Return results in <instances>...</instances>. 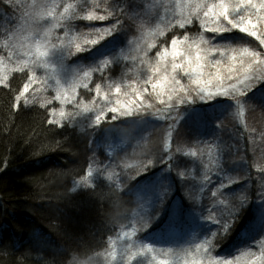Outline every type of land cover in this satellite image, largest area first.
<instances>
[{"label": "trees", "instance_id": "16d2710c", "mask_svg": "<svg viewBox=\"0 0 264 264\" xmlns=\"http://www.w3.org/2000/svg\"><path fill=\"white\" fill-rule=\"evenodd\" d=\"M33 1L0 0V57H5L8 77L7 86L0 85V264H73L74 260L80 264L89 258L94 262L110 250V237L116 238L132 221L137 229L134 240L159 241L156 247L174 250L194 247L205 238L212 239L217 219L232 221L227 216L229 209H239L238 216L229 234L221 240L215 238L212 255L239 257V264H246L252 253L264 251V81L249 92L243 116L236 115L228 97L181 105L169 115L168 98H160L166 102L162 104L160 96L152 89L143 92L141 85L139 103L143 106L132 117L111 122L106 116L99 126L89 121L78 126L74 120L79 116L71 114V119L50 125L49 120L58 119L52 110L59 104L50 94L45 103L37 99L26 103L23 98L17 102L28 71H14L22 65L9 62L4 47L9 30L19 29ZM137 1L57 0L54 15L60 28L56 33L87 36L95 24H115L109 16L113 10L122 24L118 33L67 58L68 63L95 69L102 57L115 52L106 51L112 41L121 47L130 43L134 34L130 12ZM64 4L77 6L71 19L59 17ZM93 7L108 19L81 18L93 12ZM162 31L163 36L152 40L154 47L145 61L151 62L173 37L187 36L192 41L203 35L211 40L216 35L202 32L200 21L194 19L183 30L173 22ZM214 43L229 49H261L253 37L238 30L216 36ZM126 55L103 72L92 71L89 87L83 92L104 81L131 77L123 73L130 65ZM178 79L182 86L186 84L179 75ZM82 98L77 100L86 105L89 98ZM16 103L18 109L13 107ZM154 110L156 120L149 117ZM135 120L154 123L139 128L147 134L142 140L134 137L138 130ZM125 134L129 142L124 146L111 150L106 144V138L117 141ZM192 151L197 155H189ZM149 161L153 163L149 165ZM90 168L94 173L91 180L87 176ZM98 169L103 171L97 173ZM179 173H183V182L177 178ZM92 184L94 187L88 186ZM166 190L168 197L161 206L155 197ZM189 193L195 200L193 212L189 211ZM242 197L247 200L240 207ZM181 203L185 214L179 221L169 222V214ZM159 212L157 220L150 219Z\"/></svg>", "mask_w": 264, "mask_h": 264}, {"label": "snow or ice", "instance_id": "6c2138e0", "mask_svg": "<svg viewBox=\"0 0 264 264\" xmlns=\"http://www.w3.org/2000/svg\"><path fill=\"white\" fill-rule=\"evenodd\" d=\"M98 7V5H97ZM176 8L179 10L181 18L176 21L179 29H185L186 25L193 23V17L200 19L201 28H204L207 32L216 34L211 40H205L201 36L199 41L189 42L187 36L184 39L173 37L171 40V47H165L156 52V63H148V71L152 73L143 81V92L148 91V85H151L153 92L157 96L165 95L167 86L171 85L170 91L176 95H168L167 112L169 115L173 109L178 108L181 105H191L196 101H209L216 97H228L237 109L236 115L243 116L245 109V101L249 98V92L256 86L257 83L264 81V50H254L248 47L239 49H229L227 46L215 45L216 36H219L226 32H233L238 30L239 33H244L248 37H253L259 42L258 47L264 49V31L259 30V25L264 24V0H176ZM77 6L75 4H64L63 11L59 13L60 19H71ZM185 12L187 15H185ZM203 14L202 17L200 14ZM51 17L52 20H57L54 15V8L49 9L46 13L37 12L32 14V24L27 28L21 26L18 30H9L5 37L4 47L8 49L7 60L9 62L22 65L14 68V71H28V81L23 85L20 95L16 97L19 102L20 97L28 93L31 87L36 85H42L44 90H47L49 80L47 76L43 80H37L36 73L33 70L34 67H42L44 69H51L53 78L55 79L56 95L55 100H61L62 103L68 102L70 99L75 100L74 95L77 82L79 79H87L90 72L99 70L103 72L109 66L115 65L119 62L121 54L115 52L113 55H107L96 64L95 69L90 68L88 71H83L82 77L78 72H71L67 79L71 80L70 88L73 93L69 95L68 89L61 85L60 78L56 75L55 65L49 63V56L53 50L60 49L66 56H73L76 53L90 50L93 46L97 45L100 41L106 37L112 36L114 33H118L122 27L121 20L118 15L115 14V10L109 13V16L116 21L115 24H111L105 28H93L92 32L88 35L94 38H85L82 43H77L76 37L68 39L67 33L64 37H57L60 41L59 44L51 43V32L59 27V23H53L51 27L44 28L41 21L44 16ZM88 21H105L107 16L96 14L95 12H89L86 17ZM45 23L47 21H44ZM214 25V26H210ZM21 33H26L21 35ZM163 36L164 32L153 30L150 35ZM67 40V43H65ZM209 45V47L201 48L200 44ZM75 48V52L72 48ZM153 44L149 43L147 49L140 48L137 44V48L140 52L147 55V50L152 49ZM216 52L221 58L227 57L229 63L226 65V70L229 74H235L229 76L228 79H235V84H229L227 87L224 85L225 77L220 74L221 60L210 58L211 53ZM233 54H229V53ZM15 57V60L13 59ZM5 57H0V66L4 65ZM179 61V62H178ZM147 62V61H145ZM170 64V70H169ZM206 64H211L216 67L214 74H209L207 78L203 71ZM164 73L161 75V73ZM186 75L191 81L192 87L182 86L179 74ZM8 77L0 75V85L7 86ZM176 86H180L177 88ZM84 88H88V84L83 85ZM159 89V91H157ZM116 94L121 93L122 86L116 84L112 89ZM194 93V95H193ZM132 95L135 96V100L129 98L126 101L117 99L115 106L108 109L111 116V122L117 121L120 117H132L133 107H139V103L142 101V92L139 88L133 87ZM96 96L106 98L107 93L101 92V85H96ZM27 103V101H26ZM160 103L166 102L162 99ZM231 106V105H230ZM14 108H19V103L13 105ZM151 107V105H147ZM55 109L52 110V115H55ZM92 109L84 107L83 112H92ZM94 126H99L102 122L106 121V112L104 106L95 109ZM160 110L158 109L157 112ZM60 119H51L48 121L50 125L60 124L62 120L71 119V116L65 113L63 110L59 112ZM159 118V117H157ZM191 156H196L197 153L192 151L189 153ZM153 162L149 161V165ZM164 163V161H162ZM147 166L145 167V170ZM170 170V169H169ZM103 169H98L97 173L102 172ZM264 172V169H261ZM94 173L91 168L89 169L87 176L91 180ZM183 182V173H179L177 176ZM111 179V175L108 177ZM207 179V177H205ZM94 187V184L88 185ZM223 186V185H222ZM216 193H213L215 196ZM166 197H168L167 190L163 193H157L156 199L160 200L161 206L165 203ZM188 199L192 203V207L189 211H194L195 200L192 194H188ZM247 197H242L240 207L244 206ZM239 209H229L227 216L232 217V221L226 218L217 219L215 221L217 231L213 232L212 239L205 238L201 243L195 244L194 247L189 245L187 247H181L174 250L171 247H156L157 242L145 243L140 237L135 240L137 229L132 226V231H126L118 233L116 238L110 237V251L106 253L105 259L107 264H239V257L235 260L226 259L223 256L212 255L213 241L216 237L223 239L230 233L231 228L234 225L235 217L238 216ZM185 214L183 204L177 205L173 213L169 214V222L179 221ZM161 213H157L156 217L150 219L157 220ZM147 228V224L145 225ZM147 238V234H145ZM251 253V249H249ZM110 257V259H108ZM92 258H89V264H91ZM73 264H79L74 260ZM246 264H264V251L259 255L251 254V258Z\"/></svg>", "mask_w": 264, "mask_h": 264}, {"label": "rangeland", "instance_id": "374dc122", "mask_svg": "<svg viewBox=\"0 0 264 264\" xmlns=\"http://www.w3.org/2000/svg\"><path fill=\"white\" fill-rule=\"evenodd\" d=\"M181 2H183V0H181ZM57 3V0H34L32 2L31 5V9L28 12V15L25 17V19L23 20V23L21 26L24 27H28L29 25L32 24V14L37 13V12H42V13H46L49 9H55V4ZM99 8H92V10L95 12L96 14L99 15H103V13L98 10ZM55 11V10H54ZM75 15V14H74ZM84 16H82L81 18L85 19L84 17H86V14H83ZM185 15H187V13L185 12ZM202 17V13L200 14ZM107 16L108 15H104ZM130 18L132 19L133 23H134V27H133V31H134V36L132 35L129 36V38L131 37L132 40H130L128 44H124V46H120V44H115L113 41L111 42V44H109L110 46H108L109 48L106 50L107 52H112V51H117L119 52L121 55L122 54H127V57H130L128 60L130 61V65L128 66V68H126V70L123 71V73L125 72V74H129L130 76H125V79L122 80H117L115 82H101V92L102 93H107V97L106 98H102V97H97L96 96V86H94L92 89H90L87 91H84L86 88L83 87L84 84H89L88 78L87 79H79L77 82V86H76V90H75V100H69L68 102H64L62 103L61 100H55L54 97L56 95V85H55V79L53 78V73L51 71V69H44L42 67H34V71L36 73V78L37 80H43L45 79V77L47 76L48 80H49V85L47 87V90H44V87L42 85H36L34 87H31L28 91V93H26L24 96L20 97V101L22 102L23 99H25L26 101L28 100H40L43 103H45L47 101V99L45 98L47 94H50V98H52L53 100H55L56 103H58V107L57 110L55 111V117L60 119L59 117V112L61 110H63L65 113L69 114L71 116V114H77L79 116L78 119L74 120V123H76V125L81 126L83 124H85L87 121H89V123L94 124V116H95V109L100 108L101 106H104V110L106 112V116H112V113H110L108 111L109 108L115 106V101L117 99L123 101H126L127 99L131 98L133 100H135L134 95H132L133 92V87L135 88H139L140 90H142L141 85L143 87V78L148 77V75L152 74L148 71V63L151 64H155L156 63V56H154L152 58V61L150 62H145L146 57L144 55V53L140 52L137 48V44H139L140 48L143 49H147V45L149 43L152 44V40L154 39V37L156 36H152L150 35V33L153 30H156L157 32L162 31L164 28L165 24H169V23H173L176 22L178 19L181 18L179 10L176 8V0H138L136 5L133 7V9L130 12ZM194 20L196 21H200L199 18H195L193 17ZM87 20V19H86ZM44 21H47L46 23ZM97 22V21H94ZM42 25L44 28H48L51 27V25L53 23H57L56 20H52L51 17H48L47 15L44 16L43 21H41ZM19 26V28L21 27ZM110 25H106V26H97L95 24L94 28H105V27H109ZM210 26H214V25H210ZM259 30L260 31H264V24H260L259 26ZM60 27L55 28L52 32H51V43L53 44H59L60 41L58 39H56L57 37H64L65 34H59L56 33L57 29ZM202 32L205 31L204 28H201ZM92 32V31H91ZM26 33H21V35H24ZM158 35V34H157ZM68 39H71L72 37H76L77 43H82V41L85 38L91 39L94 38L91 35H87V36H81L77 33L75 34H70L67 36ZM201 38V36L195 38L192 41H199ZM203 38L205 40H207V38L203 35ZM180 39V38H179ZM182 40V37H181ZM119 42V41H118ZM191 42V41H189ZM257 42V45H259V42ZM65 43H67V40H65ZM168 48L171 47V43L167 46ZM201 48H205L208 47V45H205L203 43L200 44ZM236 49L237 51L239 49L242 48H233ZM255 50V49H254ZM260 50H264V49H260ZM72 51L75 52V48H72ZM149 50H147L148 52ZM114 52V53H115ZM112 53V54H114ZM230 55L233 53H229ZM74 56V55H73ZM107 56V55H105ZM71 56H66L62 50L60 49H56L53 50L52 53L50 54L48 60L49 63L55 65V70H56V75L60 78L61 80V85L68 89L69 95L72 96L73 93L71 92V88H70V84H71V80L67 79V77L69 76V74L73 71L78 72L79 75L82 77L83 75V71H88L90 68L87 67L86 65H82L78 62H74V63H68L67 58H69ZM214 57L215 59H219L221 60V64H220V74L222 77H225L224 80V85L225 87H227L229 84H235L236 80L235 79H228L229 76H234L235 74H229L226 70V65L229 63L228 58L227 57H223L221 58L216 52H212L210 58ZM15 58V57H14ZM15 60V59H14ZM144 61V62H143ZM179 62V61H178ZM147 65H146V64ZM144 65V67L142 66ZM5 65L0 66V75H5ZM169 70H170V64H169ZM216 67L211 65V64H206V66L204 67L203 71L205 73V77L207 78L209 74H214L216 72ZM164 73L162 72L161 75H163ZM91 76V72L90 75ZM179 77H181L184 82L186 83L184 86L186 85H191V81L189 80V78L186 75H183L182 73L179 74ZM178 78V77H177ZM138 80V82H137ZM27 81H28V76H27ZM116 84H120L122 86V91L119 94H116L114 91H112V89L115 88ZM140 85V86H139ZM148 91L151 90V85H148ZM172 86L168 85L167 86V90L165 92V95L158 97L160 98H168V95H172V92L170 91V88ZM82 89V90H81ZM157 91H159V89H157ZM155 93V92H154ZM194 95V93H193ZM81 96V97H80ZM156 96V93H155ZM83 99L82 97H88V101L86 102V105L84 104L85 102H83L82 100H77V98ZM23 98V99H22ZM45 98V99H44ZM156 100V98H155ZM161 100V99H160ZM77 101V102H76ZM139 103V102H137ZM148 104H150V102H147ZM139 107H133V115L138 113V111L141 110V106H143V104L139 103ZM84 107H88L89 109H92V112L89 113H84L83 109ZM161 110V109H159ZM152 120H156V110H154L153 112H151V115L149 116ZM140 120H135V124L136 127L138 128H147L148 125L151 124V126H154V123H146ZM134 134V137H139L142 139L146 138L147 134H143L142 132H140V130ZM142 136V137H141ZM106 144L108 146L111 147V150L116 149L117 147H121L124 146L125 144H127L129 142V138L126 136V134L123 137H120L117 139V141H115L114 139H108L106 138ZM78 185V184H77ZM147 204V203H144ZM133 221L131 222V224H129L124 230H122L121 232H126V231H132V226H133ZM134 239V238H133ZM156 239V238H155ZM111 250V249H110ZM109 250V251H110ZM108 251L104 252L101 256L97 257L96 260L94 262L91 261V264H107V261L105 259L106 253ZM110 259V257L108 258ZM80 264H89V262H83Z\"/></svg>", "mask_w": 264, "mask_h": 264}]
</instances>
